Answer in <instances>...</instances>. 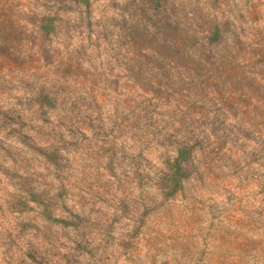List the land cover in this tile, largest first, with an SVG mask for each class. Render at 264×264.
<instances>
[{
  "label": "rangeland",
  "instance_id": "374dc122",
  "mask_svg": "<svg viewBox=\"0 0 264 264\" xmlns=\"http://www.w3.org/2000/svg\"><path fill=\"white\" fill-rule=\"evenodd\" d=\"M0 264H264V0H0Z\"/></svg>",
  "mask_w": 264,
  "mask_h": 264
},
{
  "label": "trees",
  "instance_id": "16d2710c",
  "mask_svg": "<svg viewBox=\"0 0 264 264\" xmlns=\"http://www.w3.org/2000/svg\"><path fill=\"white\" fill-rule=\"evenodd\" d=\"M188 158V155L184 153L183 151L179 152V156L176 158L175 163L173 164V169H175V172L173 173V182L175 183V190L174 192L177 191L178 187L183 185L182 180L183 178H186V174H184V167L183 163L186 161Z\"/></svg>",
  "mask_w": 264,
  "mask_h": 264
}]
</instances>
